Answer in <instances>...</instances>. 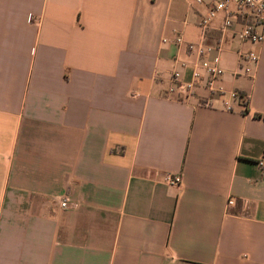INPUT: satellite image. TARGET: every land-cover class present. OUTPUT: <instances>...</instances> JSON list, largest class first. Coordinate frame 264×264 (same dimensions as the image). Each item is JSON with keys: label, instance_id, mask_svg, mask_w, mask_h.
<instances>
[{"label": "crops", "instance_id": "0c3cea01", "mask_svg": "<svg viewBox=\"0 0 264 264\" xmlns=\"http://www.w3.org/2000/svg\"><path fill=\"white\" fill-rule=\"evenodd\" d=\"M211 1L0 0V264H264V34L219 12L224 97L174 88Z\"/></svg>", "mask_w": 264, "mask_h": 264}, {"label": "built area", "instance_id": "2783aa9c", "mask_svg": "<svg viewBox=\"0 0 264 264\" xmlns=\"http://www.w3.org/2000/svg\"><path fill=\"white\" fill-rule=\"evenodd\" d=\"M196 3H201L202 0H193ZM205 14L198 21L200 29V38L196 43H187L186 49L193 52L196 56V61L192 64L190 79L186 82H178L174 85L178 91L189 93L195 87L201 86L206 90V97L201 103L205 106L211 105V100L214 98L224 97L225 92L219 80L221 77V69L218 66V57L216 55L206 58L210 51V47L204 43L205 31L208 24L219 13H223L222 29L235 27L233 37L239 42L248 44H258L263 40L264 34V0H212L207 4ZM163 42H168L162 39ZM175 42L181 43V37L177 36ZM257 61V55L252 49L237 51V71L236 74L250 76L253 66ZM178 73H171V80H177ZM169 90H173L172 87ZM230 100L241 103L246 101V96L236 90H230L226 94ZM225 109H230V104L227 100H222ZM257 166H264V157L256 162ZM162 178L167 185H178L180 181L179 175L163 174ZM234 200L229 197L226 200L227 205L233 204ZM242 204L246 205L245 200ZM59 206L67 207V198L62 196L59 198Z\"/></svg>", "mask_w": 264, "mask_h": 264}, {"label": "trees", "instance_id": "16d2710c", "mask_svg": "<svg viewBox=\"0 0 264 264\" xmlns=\"http://www.w3.org/2000/svg\"><path fill=\"white\" fill-rule=\"evenodd\" d=\"M244 106L246 105V101L244 102V104H243ZM243 111H246V108L244 107V109H243Z\"/></svg>", "mask_w": 264, "mask_h": 264}, {"label": "rangeland", "instance_id": "374dc122", "mask_svg": "<svg viewBox=\"0 0 264 264\" xmlns=\"http://www.w3.org/2000/svg\"><path fill=\"white\" fill-rule=\"evenodd\" d=\"M191 43H192V42H191ZM193 43H196V42H193ZM234 68H235V71H237V70H236V69H237V67L235 66Z\"/></svg>", "mask_w": 264, "mask_h": 264}]
</instances>
